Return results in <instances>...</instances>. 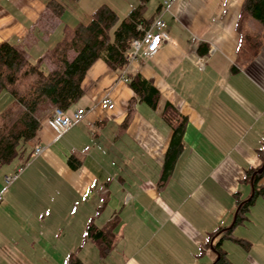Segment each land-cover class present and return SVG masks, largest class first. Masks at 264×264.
Instances as JSON below:
<instances>
[{"label": "crops", "instance_id": "1", "mask_svg": "<svg viewBox=\"0 0 264 264\" xmlns=\"http://www.w3.org/2000/svg\"><path fill=\"white\" fill-rule=\"evenodd\" d=\"M49 1L0 0V44L38 62L65 26L88 22L105 3L118 11L109 0H58L65 10L57 16ZM164 2L151 0L144 16L163 15L171 40L122 70L95 60L68 110L85 109V116L59 134L50 124L53 108L46 111L28 160L18 158L0 176V264H66L75 251L85 264L215 261L217 236L234 225L239 201L255 193L246 171L264 164V25L242 14L244 0H174L167 11ZM126 4L122 18L139 0ZM124 73L157 87V108L138 98L130 110L135 92ZM106 97L113 109L101 107ZM167 102L187 123L183 150L165 176L173 134L162 116ZM38 146L44 150L34 155ZM20 167L7 186L4 176ZM244 216L233 230L241 242L222 246L234 264H264V193ZM90 224L114 227L104 257L87 234Z\"/></svg>", "mask_w": 264, "mask_h": 264}, {"label": "trees", "instance_id": "2", "mask_svg": "<svg viewBox=\"0 0 264 264\" xmlns=\"http://www.w3.org/2000/svg\"><path fill=\"white\" fill-rule=\"evenodd\" d=\"M150 1L139 0V4L124 18L111 5L102 4L88 22L65 26L61 39L46 58L38 62L31 60L22 49L8 41L0 44V96L8 93L12 97L0 108V170L15 159L28 160L29 157H25L24 153L28 143L36 137L45 112L54 107L68 111L82 97L83 80L95 60L103 59L115 70L126 68L132 40L141 37L142 28L151 23L144 16ZM47 6L57 16H61L65 10L64 4L58 0H50ZM245 13L264 25V0H244L242 14ZM70 51L76 53L73 59L68 57ZM129 84L135 92L130 101V110L138 98L152 108L158 107L160 92L149 79L138 73L131 77ZM162 116L173 130L164 164V175L167 176L183 150L187 118L169 102L165 103ZM254 172L252 169L246 171V178L252 179ZM263 174L264 171L252 179L255 184L254 195L248 200L239 201L242 204L234 225L222 230L217 236L213 244L217 257L211 264H234L222 246L223 240L241 242L233 236V230L243 222L244 213L256 197L264 193V186H258ZM113 229L111 226L104 230L93 224L87 227V234L98 242L102 257L112 248ZM66 264L85 262L75 251Z\"/></svg>", "mask_w": 264, "mask_h": 264}, {"label": "built area", "instance_id": "3", "mask_svg": "<svg viewBox=\"0 0 264 264\" xmlns=\"http://www.w3.org/2000/svg\"><path fill=\"white\" fill-rule=\"evenodd\" d=\"M174 0H165L166 5L164 11L168 10V5ZM167 24L163 15L157 16L146 28H142L143 34L141 37L135 38L131 42V48L127 54V58L130 64L133 61H138L142 57H151L161 47L164 42L170 41L171 38L166 32ZM122 79L129 81V78L122 75ZM103 109H113L115 107L114 102L106 97L101 100L100 103ZM85 109L79 108L72 112L63 110L60 107H55L53 110L50 124L59 134H64L69 128H71L76 122L80 121L85 116ZM44 147L38 146L34 150V155L42 153ZM23 171V167L18 168L15 172L4 176V182L8 186L15 181L20 173ZM4 200V195L0 192V204Z\"/></svg>", "mask_w": 264, "mask_h": 264}, {"label": "rangeland", "instance_id": "4", "mask_svg": "<svg viewBox=\"0 0 264 264\" xmlns=\"http://www.w3.org/2000/svg\"><path fill=\"white\" fill-rule=\"evenodd\" d=\"M109 1L112 3V5L116 6V8L118 9V12L120 13L121 17H122V5H127L126 2L127 3L130 2V0H126V1L125 0H109ZM109 5H111V4H109ZM73 55H74V52L70 51L68 57H70V59H71V57ZM10 100H11V96L10 95L8 96V94H2L0 96V108H2L4 105H6ZM54 108H53V110H54ZM31 146H33L31 143H30V145L28 144L29 150H30ZM17 162H18V160L15 159L9 166L4 167L3 169H1L0 170V176L4 175V173H8L11 169H13L16 166ZM36 226L37 227L32 226V228L33 229L34 228H42L40 225H36ZM5 235H6V233H5Z\"/></svg>", "mask_w": 264, "mask_h": 264}, {"label": "water", "instance_id": "5", "mask_svg": "<svg viewBox=\"0 0 264 264\" xmlns=\"http://www.w3.org/2000/svg\"><path fill=\"white\" fill-rule=\"evenodd\" d=\"M263 171H264V164L253 173L252 179L255 177L256 174L262 173Z\"/></svg>", "mask_w": 264, "mask_h": 264}]
</instances>
